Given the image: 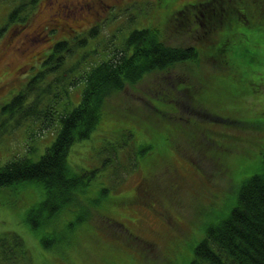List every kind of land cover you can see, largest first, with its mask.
I'll use <instances>...</instances> for the list:
<instances>
[{
  "label": "rangeland",
  "instance_id": "obj_1",
  "mask_svg": "<svg viewBox=\"0 0 264 264\" xmlns=\"http://www.w3.org/2000/svg\"><path fill=\"white\" fill-rule=\"evenodd\" d=\"M86 1L39 0L35 7L26 4L25 23L9 24L2 32L0 107L40 71L43 57L38 54L49 51L54 41L65 36L87 35L86 44L78 49L79 55L74 52L65 57L57 76L52 71L43 74L27 99L28 103L36 100L37 107L57 100L59 111L72 108L84 85L79 66L100 61L108 56L109 49L121 48L130 29L150 26L159 6L165 13L171 11L172 2L103 0L106 4L113 1L106 11V18L111 17L103 21L105 9L102 14L94 11V15L84 8ZM21 2L29 1L0 0V26L11 8ZM242 2L252 18L248 24L236 22L238 28L227 33L225 46L236 75L217 73L216 95L220 99L214 109L228 107L237 112L232 120L258 122L264 119V16L257 5L264 6V0ZM59 4L70 6L61 19L64 9L60 10ZM121 18L126 21L123 27ZM35 29L39 34L33 32ZM90 30L93 37H89ZM27 33L33 38H27ZM73 39L71 36L69 41ZM170 41L190 43L186 36L179 35ZM174 70L181 73L186 68L176 66ZM159 75L150 72L138 83L126 84L121 91L109 95L103 109L104 113L112 109V119L107 120L105 115L106 119L87 139L74 142L69 149L67 159L73 167L93 171L85 192L88 197L84 198L97 211L96 218L88 222L89 233L81 230L73 234L74 242L71 239L56 249L46 248L21 219L22 215L18 211L11 213L13 206L5 205L6 201L15 200L20 206H29L41 199L40 190L30 183L18 192L13 186L0 189L4 193L0 194V235L11 231L21 235L29 264H188L205 228L226 216L234 205L235 188L240 181L246 174L264 171V132L256 125L242 129L230 120L224 123L225 133L214 136L203 127L211 121L199 118L204 117L200 113L191 112L188 107L179 108L176 113L168 103L144 98L155 80H160ZM244 95L250 96L252 102L245 103L251 105L245 110L239 106ZM147 99L155 107L154 116ZM209 109L213 111L212 106ZM188 114L198 117H188L189 124L184 123ZM16 117L8 115L3 119L0 114V166L18 157L37 160L57 133L56 121L43 128L38 127L35 116L21 121ZM221 125L218 123L216 130ZM146 143L152 148L146 150ZM98 188L104 192L96 203ZM1 199L5 202L1 203Z\"/></svg>",
  "mask_w": 264,
  "mask_h": 264
},
{
  "label": "trees",
  "instance_id": "obj_2",
  "mask_svg": "<svg viewBox=\"0 0 264 264\" xmlns=\"http://www.w3.org/2000/svg\"><path fill=\"white\" fill-rule=\"evenodd\" d=\"M27 1L29 2H21L11 8L0 26V35L9 24L25 23V5L30 3L33 7L39 0ZM171 1V11L164 13L159 6L150 26L130 29L121 48H117L119 50L109 49L106 53L108 56L100 61L79 66L84 85L78 102L72 108L59 111L56 108L57 100H50L43 103L42 107H37L36 100L28 103L27 99L34 93L37 80L43 74L52 71L57 76L63 68L65 57L74 52L79 55L78 49L86 44L87 35H84L85 38L71 35L74 38L72 42L69 41L71 36H65L54 41L49 51L38 54L43 57L40 71L28 78L24 87L0 107L3 119L8 115H16L15 120L21 121L35 116L39 122L38 127H47L53 121L58 126L54 140L37 160L18 157L0 166L1 190L13 186L18 192L20 187L28 183L40 190L41 199L29 206L24 203L20 206L15 200L5 202L1 199V203L9 204V208L13 206L9 210L11 213L18 211L22 215L21 219L38 236L44 247L56 249L61 243H70L71 239L74 242V235L81 230L89 233L88 222L96 218L97 211L84 198L88 197L85 192L93 171L73 167L68 162V152L74 142L87 139L102 119H106L105 115L107 120L112 119V109L105 111V114L103 105L109 95L121 91L126 84H136L150 72L160 73V80H155V84L149 89L150 93L143 94L144 98L168 103L175 108L176 113L179 108L184 107H188L191 112L200 113L204 117L199 118L211 121L203 127L214 136H222L225 133L224 123L230 120L239 124L237 127L242 129L256 125L260 132H264V119L242 122L232 120V115L237 112H232L228 107L220 106L218 111L214 109L220 99L216 95L217 73L224 71L230 77L236 75L235 65L230 61L225 46L227 33L238 28L236 22L248 24L252 18L242 0ZM112 3L113 1L106 4L103 0H87L84 8H88L94 15V11L104 13L101 18L104 21L111 17L106 18V11L109 6L112 7ZM68 7L70 6L60 5V10L64 9V13H61L59 19L70 10ZM257 7L256 10L264 16V6L258 4ZM123 18L119 21L122 27L126 24ZM33 32L38 33L36 29ZM89 33V37L94 36L92 30ZM175 35L186 36L190 43L173 44L170 40ZM27 38L33 37L29 34ZM176 66H183L186 70L175 72ZM172 73L177 74L172 76ZM225 75L223 74L224 77ZM167 77L172 79L168 80ZM64 94L66 95L65 90ZM250 98L244 95V101L239 104L243 110L251 106L245 104ZM147 101L151 108L150 114L154 116L155 107L151 101ZM209 106L213 107V111ZM253 107L258 109L254 105ZM193 116L198 117L188 114L183 122L189 124L188 117ZM218 123L222 125L216 130ZM197 129L202 133V129ZM151 148L152 145L146 143L145 149ZM235 189L234 205L226 216L205 228L204 237L194 245L193 257L188 264H264V171L246 174ZM1 190L0 194H4ZM103 192V188H98V194L94 198L96 203L100 201ZM20 207L21 211L18 210ZM25 261V264H29L30 256L21 235L14 231L0 235V264Z\"/></svg>",
  "mask_w": 264,
  "mask_h": 264
},
{
  "label": "flooded vegetation",
  "instance_id": "obj_3",
  "mask_svg": "<svg viewBox=\"0 0 264 264\" xmlns=\"http://www.w3.org/2000/svg\"><path fill=\"white\" fill-rule=\"evenodd\" d=\"M39 34V33H38Z\"/></svg>",
  "mask_w": 264,
  "mask_h": 264
}]
</instances>
